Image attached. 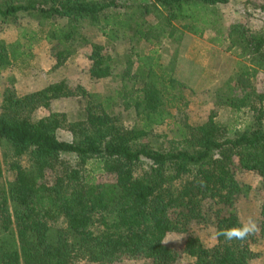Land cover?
Returning <instances> with one entry per match:
<instances>
[{
	"label": "trees",
	"instance_id": "trees-1",
	"mask_svg": "<svg viewBox=\"0 0 264 264\" xmlns=\"http://www.w3.org/2000/svg\"><path fill=\"white\" fill-rule=\"evenodd\" d=\"M229 1L0 0L1 22L28 16L38 23L21 27L11 42L0 39V73L46 39L57 44L53 69L82 50L92 79L119 83L99 92L63 78L30 93L1 94L0 143L16 177L5 180L0 162V264H113L124 257L175 264L185 255L191 264H251L264 253L255 248L264 247V199L259 231L243 242L219 237L206 246L190 233L208 201L216 231L242 223L237 170L264 181V92L253 82L264 70V29L235 22L225 32L219 7ZM210 30L240 62L216 89V108L194 125L180 47L188 33L204 38ZM142 43L150 46L145 54ZM70 96L79 102L75 117L52 111L33 119L37 108ZM219 109H230L233 123L219 121ZM126 112L134 113L130 126ZM170 120L169 146L151 140L154 127ZM64 128L72 140L59 137ZM101 173L114 179L99 181ZM170 232L188 233L182 250L165 243Z\"/></svg>",
	"mask_w": 264,
	"mask_h": 264
},
{
	"label": "rangeland",
	"instance_id": "rangeland-1",
	"mask_svg": "<svg viewBox=\"0 0 264 264\" xmlns=\"http://www.w3.org/2000/svg\"><path fill=\"white\" fill-rule=\"evenodd\" d=\"M264 0H230L228 4L219 7V11L224 19V31L227 32L232 23L240 22L251 29H264V12L262 5ZM37 20L32 17L22 16L17 23H3L0 21V39L8 42L15 40L19 36L20 28L38 29ZM217 36L213 30L208 32L204 38L187 34L180 47V71L184 72L185 80L189 85L187 90L189 106L187 114L192 124L197 125L207 120L214 104L215 91L218 87L235 72L239 65L240 58L232 54L228 49V43L213 42L212 38ZM98 42L104 43L102 36L97 38ZM56 42L42 40L33 48L34 55L27 60L18 63L17 66L10 67L0 73V96L5 90H16L19 94H26L41 89L50 82L66 79L68 83L75 87L82 84L90 91L104 92L107 88H117L119 83L111 82L109 79H92L89 74L91 61L82 50L71 58L63 67L53 69L55 64L54 54L56 52ZM150 46L147 43L140 45L143 54L147 53ZM119 51L123 46H118ZM171 48L168 42L162 53L165 61L171 58ZM178 73L179 68L177 69ZM181 74V72H180ZM258 90L264 92V70L258 72L253 78ZM52 111L66 112L69 117H75L79 111V102L76 97L70 96L54 100L50 107H39L33 112V119L37 120L47 116ZM134 113H125V120L128 126L133 124ZM235 117L230 109H219L218 120L221 122L233 123ZM243 121L240 119L238 125ZM234 125V124H233ZM236 125V122H235ZM174 123L172 120L154 127L151 140L155 143L169 146L172 137ZM59 137L72 140L73 135L67 129L59 130ZM6 151L0 143V162L3 167L4 179L13 180L16 172L12 169L11 154ZM63 158L74 161V155L63 154ZM24 166L29 164L27 157L21 159ZM236 176L243 187V194L239 201V212L242 222L249 217L257 222L260 218L261 206L264 199V181L261 177L251 171L237 170ZM53 180V178L51 177ZM110 173L98 174L99 181L113 180ZM205 217L202 220L194 221L190 228V233L198 235L206 246L216 243V232L214 207L210 201L204 205ZM188 233L170 232L165 237V243L179 250L183 249ZM255 248L264 250L262 245ZM193 258L183 256L175 264H191ZM77 264H100L90 261H81ZM113 264H156L152 259L139 257H124L120 262ZM251 264H264V253L251 261Z\"/></svg>",
	"mask_w": 264,
	"mask_h": 264
},
{
	"label": "clouds",
	"instance_id": "clouds-1",
	"mask_svg": "<svg viewBox=\"0 0 264 264\" xmlns=\"http://www.w3.org/2000/svg\"><path fill=\"white\" fill-rule=\"evenodd\" d=\"M259 231L258 222L249 217L246 221L231 227L223 228L214 233V236L223 237L226 241H245L249 236L256 234Z\"/></svg>",
	"mask_w": 264,
	"mask_h": 264
},
{
	"label": "crops",
	"instance_id": "crops-1",
	"mask_svg": "<svg viewBox=\"0 0 264 264\" xmlns=\"http://www.w3.org/2000/svg\"><path fill=\"white\" fill-rule=\"evenodd\" d=\"M169 234V233H168Z\"/></svg>",
	"mask_w": 264,
	"mask_h": 264
}]
</instances>
